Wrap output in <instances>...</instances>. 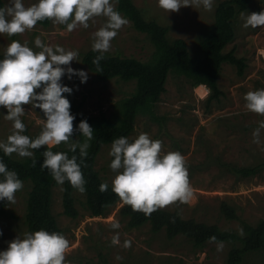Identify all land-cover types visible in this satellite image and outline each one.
I'll return each instance as SVG.
<instances>
[{"label":"rangeland","instance_id":"obj_1","mask_svg":"<svg viewBox=\"0 0 264 264\" xmlns=\"http://www.w3.org/2000/svg\"><path fill=\"white\" fill-rule=\"evenodd\" d=\"M148 18H154L170 28V38H184L192 52L199 54V43L215 17V8L219 1L214 0L213 10L205 11L203 7H183L179 12H167L158 6V0H134ZM5 5L8 0H4ZM26 6L37 0H23ZM115 7L116 1L113 0ZM264 11V0H252L245 14ZM120 29L111 42L108 53L136 57L142 60L151 58L155 46L147 33L136 29L132 21ZM97 17L90 21V27H78L69 33L65 25L52 21L48 25L38 23L32 31L22 35L8 37L0 34V52L4 53L12 40L27 42L35 48L36 36L51 45H60L65 49L78 50L77 61L71 63L74 70L87 73L86 82L81 83L78 76L62 77L61 83L72 89L67 93L76 101H82V111L97 116L105 113L109 117L118 114L120 101L131 95L135 89V80L112 78L101 80L96 73L83 62V53L91 49L92 33L104 22ZM236 36L225 51L232 48L240 57H245L244 74H239L238 67L231 62H224L219 78L223 90L219 99L209 100L210 90L206 85L193 86L183 75L171 72L166 83V91L155 106L159 119L149 114H140L131 134L133 140L139 133H148L152 139L163 143V152H180L186 160L189 181L193 196L186 204H173L167 209L180 207L185 217H195L209 223H217L221 228L240 232L242 220L256 225L264 219V170L257 175L244 177L226 170L222 162L238 166L258 163L264 160V130L261 132V144L253 143L252 133L258 123L264 120L249 112L245 107L244 95L248 91L264 89V27L255 29L243 27L240 14L235 19ZM39 91V90H37ZM25 115L21 118L28 129L39 134L41 119H46L43 112L31 105H25ZM7 110L0 107V141L6 140L11 133L12 122L4 119ZM74 128H78L75 125ZM80 133L74 132L72 139L78 140ZM111 142L102 144L97 155L95 167L109 183L116 173L109 165ZM13 156L19 157L16 154ZM24 187L16 193V203L7 202L5 214L1 218L5 238L0 239V251L17 236L28 232L25 220L27 198L31 181H24ZM53 212L59 225L64 229L70 242L66 254L68 264H100L99 251L103 252L111 264H224L233 243L223 242V249L217 251V243L208 242L204 248H197L183 235L169 238L165 230L155 232L150 224L130 228L120 220L118 206L105 216H92L85 205V193L75 192L78 217L65 213L63 206V185L53 189ZM227 200L237 206L240 219H228L221 210L220 203ZM119 221L120 228L112 229L111 223ZM119 233L120 244L113 245V236ZM125 240H130L131 247L124 248ZM117 256L122 259H116ZM241 264H264V250L248 256Z\"/></svg>","mask_w":264,"mask_h":264},{"label":"clouds","instance_id":"obj_2","mask_svg":"<svg viewBox=\"0 0 264 264\" xmlns=\"http://www.w3.org/2000/svg\"><path fill=\"white\" fill-rule=\"evenodd\" d=\"M158 6L171 13L179 12L183 7L200 8L211 12L214 0H158ZM105 18L102 25L92 33L91 49L99 53L92 61L97 72H102L100 62L104 54L112 47V41L128 20L116 10L113 0H37L26 6L23 0H8L0 7V34L13 37L32 31L38 22L50 20L57 25H65L71 33L78 27L88 29L90 21ZM243 27H264V11L240 13ZM34 50L27 42L12 40L0 59V107L7 110L4 119L12 122L11 133L6 140L0 141V151L5 156L13 154L22 158L34 159V150L44 147L41 169H47L53 180L63 185L66 181L81 193L86 191L85 179L81 165L86 167L90 141L94 129L86 120H81L74 128L75 117L71 114L70 101L65 93L72 89L62 85L66 74L69 79L78 76L81 83L86 82L88 75L82 70H74L70 65L77 61L78 50L65 49L60 45L45 43L40 36L34 40ZM39 90V91H37ZM245 107L249 112L264 116V89L248 91L244 95ZM25 105L38 108L46 119H41V131L35 137L25 135L26 124L21 119L25 115ZM119 124H117L118 126ZM264 120L252 133L253 143L261 144V132ZM78 131L85 139L81 143L73 140ZM66 144L68 153L51 150V146ZM79 149V157L75 155ZM109 156L110 169L116 173L112 180V192L123 204L135 212L151 216L153 212L173 204H186L193 196L185 157L178 151L163 152V143L152 139L148 133L141 132L133 140L119 137L112 141ZM79 159V162H78ZM0 201L16 203V193L24 187L23 181L14 170L0 160ZM108 184L102 183L100 191L108 190ZM119 221L111 223L112 229L120 228ZM243 235V229L240 230ZM2 235V233H0ZM210 243H217V251L223 249V242L215 236ZM131 241L125 240L123 247L130 248ZM113 245H119V233L112 238ZM70 242L61 233L40 229L25 232L8 243L0 251V264H68L66 254ZM120 260L122 257L117 256Z\"/></svg>","mask_w":264,"mask_h":264},{"label":"trees","instance_id":"obj_3","mask_svg":"<svg viewBox=\"0 0 264 264\" xmlns=\"http://www.w3.org/2000/svg\"><path fill=\"white\" fill-rule=\"evenodd\" d=\"M114 1L117 3V11L128 17L136 29L148 34L155 50L148 60L107 52L100 62L102 72H97L96 66L92 63L99 53L93 52L92 49L83 53V62L96 73L99 79L121 78L136 81L134 91L120 101L119 112L114 117H109L105 113L91 116L82 111V101H76L67 93L64 94L70 101V111L75 117V125L81 120H86L94 129L93 139L89 142L90 147L85 158L87 166L81 165L86 181L85 205L92 216H105L122 202L112 192V184L107 182L95 167L102 144L112 143L114 139L122 136L128 137L131 141V134L140 114H149L150 117L159 119L155 106L167 89L166 83L171 72L185 76L193 86L206 85L210 90L209 100H213L219 99L223 94L219 78L224 62L235 64L241 75L244 74L247 64L245 57L238 56L234 48L229 51H225V48L236 36L235 19L242 11L247 10L252 0H221L218 2L214 22L200 39L199 54H192L184 38H170L169 26L154 18H148L134 0ZM4 5V0H0V7ZM38 23L48 25L50 20ZM0 59H3L2 52H0ZM24 134L32 138L37 136L27 126ZM84 139L80 135L81 143ZM45 150L44 147L34 150V159L37 160L35 167L32 166V158H17L13 155L8 157L2 151H0V160H3L9 170L16 171L23 182L29 180L32 183L25 214L28 232L44 229L61 233L66 237L52 208L53 189L57 183L47 169H41L42 153ZM51 150L66 152L69 157L73 155L66 144L51 146ZM75 155L79 157V149ZM222 165L227 171L244 177L257 175L264 170V160L243 166L228 162H222ZM102 183H107L109 186L105 192L100 191ZM76 191L67 181L63 184L64 211L72 217L79 215V209L76 206ZM6 204L7 201H0V233H2L0 239L5 238L1 218L5 214ZM220 210L228 219H240L237 206L227 200L221 201ZM117 214L120 220L125 221L130 228L141 227L148 223L153 231L165 230L171 239L183 235L200 249L207 245L212 236H215L217 241L231 242L233 246L224 264H241L248 256L264 250V219L256 225L242 220L243 235H241L238 231L223 229L217 223H209L195 217H185L180 207L173 210L163 208L153 212L151 216H145L142 212H135L130 206L122 204L118 207ZM99 260L100 264H111L101 251H99Z\"/></svg>","mask_w":264,"mask_h":264}]
</instances>
